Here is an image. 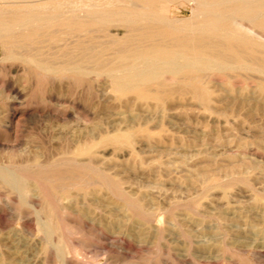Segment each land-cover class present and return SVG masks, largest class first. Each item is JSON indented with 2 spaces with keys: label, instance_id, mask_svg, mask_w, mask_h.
<instances>
[{
  "label": "rangeland",
  "instance_id": "1",
  "mask_svg": "<svg viewBox=\"0 0 264 264\" xmlns=\"http://www.w3.org/2000/svg\"><path fill=\"white\" fill-rule=\"evenodd\" d=\"M178 2L168 15L190 17ZM4 49L0 167L29 189L0 180V264H264V102L240 105L243 82L213 76L208 106L160 101Z\"/></svg>",
  "mask_w": 264,
  "mask_h": 264
},
{
  "label": "bare ground",
  "instance_id": "2",
  "mask_svg": "<svg viewBox=\"0 0 264 264\" xmlns=\"http://www.w3.org/2000/svg\"><path fill=\"white\" fill-rule=\"evenodd\" d=\"M178 1L190 5V17L168 15L170 3ZM5 2L0 7V45L9 60L20 49L29 52L24 61L42 72L68 73L80 79L96 68L103 69L120 93L161 101L178 92L204 106L211 98L206 83L213 76L239 79L242 90L249 89L239 93L243 96L240 105L248 96L264 102V0ZM112 23L124 28L123 37L111 36ZM61 40L67 42L59 45ZM111 139L129 142L130 135ZM80 152L89 154L91 149ZM0 180L22 193L29 189L27 180L2 167Z\"/></svg>",
  "mask_w": 264,
  "mask_h": 264
}]
</instances>
